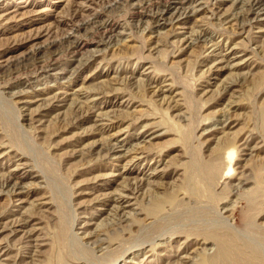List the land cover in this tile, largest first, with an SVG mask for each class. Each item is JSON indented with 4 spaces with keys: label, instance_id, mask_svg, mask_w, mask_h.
Listing matches in <instances>:
<instances>
[{
    "label": "rangeland",
    "instance_id": "374dc122",
    "mask_svg": "<svg viewBox=\"0 0 264 264\" xmlns=\"http://www.w3.org/2000/svg\"><path fill=\"white\" fill-rule=\"evenodd\" d=\"M255 2L0 0V264H264Z\"/></svg>",
    "mask_w": 264,
    "mask_h": 264
},
{
    "label": "bare ground",
    "instance_id": "6f19581e",
    "mask_svg": "<svg viewBox=\"0 0 264 264\" xmlns=\"http://www.w3.org/2000/svg\"><path fill=\"white\" fill-rule=\"evenodd\" d=\"M180 1H181V0H180ZM182 1H183V0H182ZM257 4H258V3L255 2V4H252V7L256 9ZM170 7H171V6H170ZM170 7H169V8H170ZM172 8H177V5H176V6L174 5ZM250 10H251V9H250ZM263 11H264V7H263V6H262V7L257 6V11H256L257 13H260V12H263ZM202 36H203V34L200 33V34L197 35V38H201ZM189 39L191 40V39H193V38L189 37ZM109 150L112 151L113 149L110 148ZM230 153H231V150H228L227 155H230ZM7 181H8V180H7ZM10 183H11V182H10ZM5 185H7V184L5 183ZM12 187H13V186H12ZM14 187H15V186H14ZM12 189H13V188H12ZM97 241H98V239H97ZM223 244H224V243L221 242L220 245H219V252H218L217 258L215 257V258L213 259L214 264H217V260H219V259H221V258H222V261L225 260L228 264H242L241 262L238 261L239 258L236 259V260H234V258L232 259L233 256H232V257L230 256V257H228V258L226 257V256H227V255H226V252H227V251H224V249H226V248H225V246L223 247ZM228 249H230V248H228ZM228 252H230V251H228ZM228 252H227V253H228ZM224 258H225V259H224ZM230 258H231V259H230ZM235 258H237V257H235ZM215 261H216V262H215ZM222 264H224V263H222Z\"/></svg>",
    "mask_w": 264,
    "mask_h": 264
}]
</instances>
